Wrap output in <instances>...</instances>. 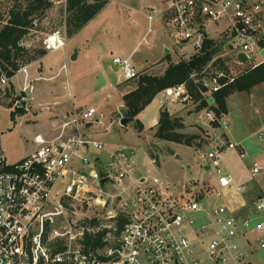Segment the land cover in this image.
<instances>
[{"label": "built area", "instance_id": "obj_1", "mask_svg": "<svg viewBox=\"0 0 264 264\" xmlns=\"http://www.w3.org/2000/svg\"><path fill=\"white\" fill-rule=\"evenodd\" d=\"M163 2L160 9L147 11V19H164L176 47H191L187 61L198 55L203 59L212 49L205 47L206 40L219 48L190 74L202 84V99L210 105H216L214 93L246 68L264 65V0ZM65 45L57 40L47 47ZM112 62L125 81L139 77L131 57L118 55ZM30 67L9 76L0 66V105L15 113L29 109ZM17 75L22 77L19 91L13 84ZM163 93L168 102L184 107L202 100L186 82ZM197 113L211 128H229L226 113L208 107ZM98 124L95 106L74 107L55 122L52 134H37L36 147L13 162L0 130V264H254L252 255L264 249V192L248 214L226 203L206 208L202 190L180 195L158 177L138 175L128 151L115 150L105 159L96 154L105 146L95 138ZM256 134L264 145V126ZM232 149L247 156L242 143L231 141L201 154L211 161L219 196L235 182L222 161L223 152ZM251 171L264 172V159L255 160ZM200 214L204 219L199 221ZM254 231L261 233L255 240Z\"/></svg>", "mask_w": 264, "mask_h": 264}, {"label": "rangeland", "instance_id": "obj_2", "mask_svg": "<svg viewBox=\"0 0 264 264\" xmlns=\"http://www.w3.org/2000/svg\"><path fill=\"white\" fill-rule=\"evenodd\" d=\"M17 1L0 0V25L10 7ZM163 4V0H118L106 10L103 9L95 22L67 47L69 51L80 47L81 54L78 58L72 59L71 55L66 57L64 51L54 55L58 67L66 64V68H62L60 76L54 81L57 90L50 92L47 88L49 83L45 84L46 87L43 82L37 83L35 87H39L40 95L31 100L25 113H16L14 118L11 107L0 105L2 146L8 160L16 161L37 145V134L49 136L53 133L55 122H59L65 115L60 112L72 110L73 106H95L101 121L95 127L99 131L95 138L105 145L103 150H96V154L105 159L115 150L128 151L136 161L135 171L138 175L158 177L180 195L187 196L202 190L205 195L202 203L206 208L226 203L231 209L248 214L252 209V201L264 192V172L253 175L251 171L255 160L264 159V145L256 134L264 126V82L249 90H236L227 98L229 128L225 130L220 127L211 128L200 120L197 103L185 107L170 103L162 92L134 120L125 125L121 123L125 115L122 111L124 90L134 89L144 74H162L163 67L170 60L168 57L164 64L155 65L148 71L141 70L138 78L125 81L124 76L111 66L112 59L118 54L125 57L121 52L122 47L124 50H131L137 46L132 62L134 63L133 59L138 62V70L139 66L150 65L160 56L169 55L166 48L171 49V60H186L191 56V52L187 51L192 50L191 47H176L161 18L155 19L150 25L145 17L144 13L149 6L158 10ZM64 8L65 0H54L46 14L35 21V27L23 40L24 45H43L53 35L66 41ZM128 13H131L135 22H130ZM90 35L87 42L86 38ZM174 49H180L179 58L175 56ZM21 80L22 77L18 75L13 78L17 91ZM68 83L71 85L70 92L64 89ZM166 108L179 109L175 112L176 124L181 125L178 130L198 134L195 145L187 146L154 135L161 110ZM136 119L143 123V131H139ZM228 141L242 143L247 156L240 157L236 149L223 152L224 167L233 175L235 182L232 186L221 189L219 196L216 193L214 168L211 161L201 154L211 145L222 146ZM152 158L158 159V162L152 163ZM199 216L196 217L197 220L204 219L202 214ZM251 235L255 240L261 233L254 231ZM252 259L254 264H264V249L254 252Z\"/></svg>", "mask_w": 264, "mask_h": 264}, {"label": "trees", "instance_id": "obj_3", "mask_svg": "<svg viewBox=\"0 0 264 264\" xmlns=\"http://www.w3.org/2000/svg\"><path fill=\"white\" fill-rule=\"evenodd\" d=\"M112 0H65L64 8V32L67 39L73 38L91 20H93ZM54 0H18L13 4L0 25V66L9 76H12L22 66L31 64L44 57L48 53L46 40L43 45L27 47L23 40L29 31L35 27V21L42 18L53 6ZM2 18V16L0 17ZM205 47H212L207 51L198 68L206 63L219 48H214L213 40H206ZM193 69L189 61L180 58L177 62H169L162 74H144L137 86L122 95L124 114L133 120L149 105L155 96L166 88L186 82L197 100L202 99L201 83L190 79ZM133 80V79H131ZM264 82V65L248 67L239 74L228 86L214 93L216 105H210L206 99H202L198 110L205 107L213 108L217 113H226L227 98L236 90H249L255 85ZM20 113H25L21 111ZM13 112V118L15 116ZM139 131L144 130L143 123L136 119ZM155 136L187 146L195 145L198 134L179 131L176 124L175 113L168 108L161 110V116L156 124Z\"/></svg>", "mask_w": 264, "mask_h": 264}, {"label": "crops", "instance_id": "obj_4", "mask_svg": "<svg viewBox=\"0 0 264 264\" xmlns=\"http://www.w3.org/2000/svg\"><path fill=\"white\" fill-rule=\"evenodd\" d=\"M116 1H118V0H112L108 5H107V7L108 6H110L112 3H115ZM106 7V8H107ZM153 6H149L147 9L149 10L150 8H152ZM106 8L104 9V10H106ZM129 8H130V6H129ZM131 9V8H130ZM147 10V11H148ZM147 11H145V13H144V15H145V17L147 18V16H146V13H147ZM129 14V19H130V22H135V19H133L132 18V16H131V13H128ZM97 17V16H96ZM96 17L93 19V20H91L78 34H76L73 38H71V39H66V45L65 46H63V47H61V46H57V47H50V48H48L49 50H48V53L44 56V57H42L41 59H39V60H37V61H34L33 63H31V67H30V73H31V77L34 79V81H33V90H32V99H34V98H37V96L38 95H40L39 94V92H40V89H39V87L37 88V87H35L36 86V84L37 83H41V82H43L44 83V85L43 86H45V84H47V83H49V85H47V88L50 90V92H53V91H55V90H57V88L55 87V80H57L58 79V76H60V71H62V68L64 67V65H66V64H63L61 67H58L57 65H56V61H55V54L57 53V52H59V51H64V53H65V56L67 57H69L70 55H71V57H72V55L74 54V51L73 50H71V51H69L68 49H67V47H69V45L71 44V43H73V41H75V39L76 38H78L85 30H87V28L91 25V24H93V22H95V19H96ZM161 21H162V24H164V25H166V23H165V20L164 19H161ZM149 22V21H148ZM150 25H151V23H149ZM167 26V25H166ZM90 38H91V35L89 36V37H87L86 38V40H87V42L90 40ZM59 39H61V40H63V38H61L60 36L58 37L57 36V40H59ZM64 41V40H63ZM165 45L167 46V44L165 43ZM136 48H137V46H135L133 49H128V50H124L125 48L124 47H122V53H124V54H122V55H125V57H131V59L133 58V56L136 54ZM77 58L80 56V54H81V49H80V47H78L77 49ZM166 50H167V48H166ZM180 50V49H179ZM179 50L177 51L176 49H174V54H175V56H177L178 58H179ZM188 52H192V50H187ZM178 52V53H177ZM167 53H169V55H167V56H160L159 58H157V59H155L154 61H152L151 62V64L150 65H147V66H139V70L138 71H141V70H146V71H148L149 69H151L153 66H155V65H158V64H164L165 63V61H167V59H168V57H169V61L167 62V65H165V67H163V71L167 68V66H168V64H169V62L171 61V62H177L179 59H175V60H171V58H170V56L171 57H173L172 56V54H170V53H172L171 52V49L170 48H168V52ZM119 55V54H118ZM120 56V55H119ZM133 61H134V65H135V67L137 68L138 67V62L136 61V60H134L133 59ZM111 63H112V61H111ZM143 65V64H142ZM163 73V72H162ZM152 74V73H151ZM160 75V74H159ZM52 83V84H51ZM14 84V83H13ZM39 85H41V84H39ZM38 85V86H39ZM54 86V87H53ZM65 86H67L68 87V89L67 88H65ZM64 86V89L67 91V92H70L71 91V85L68 83V85H65ZM46 87V86H45ZM44 87V88H45ZM130 90V89H129ZM129 90H124V92H123V94L124 93H126L127 91H129ZM163 93V92H162ZM122 94V95H123ZM164 94V93H163ZM71 96H72V92H71ZM57 102V101H56ZM80 107H82V106H80ZM73 108H74V106H73ZM169 110V112L170 113H172V114H174L177 110H179V109H168ZM71 110H64V111H62V112H60L61 114H66V113H68V112H70ZM140 114V113H139ZM36 147V145H34V147L30 150V151H32L34 148ZM29 151V152H30ZM29 152H27V153H29ZM26 153V154H27ZM25 154V155H26ZM252 188V186L250 187V189ZM241 204L243 205V202H241ZM240 206V205H239Z\"/></svg>", "mask_w": 264, "mask_h": 264}, {"label": "water", "instance_id": "obj_5", "mask_svg": "<svg viewBox=\"0 0 264 264\" xmlns=\"http://www.w3.org/2000/svg\"><path fill=\"white\" fill-rule=\"evenodd\" d=\"M46 43L48 44V45H55V43H56V41H54V40H52V39H47V41H46ZM167 52H168V49L166 50ZM77 58V50H75L74 51V54L72 55V59H76ZM201 58H202V55H198L197 57H195V58H193V59H191V61L189 62L190 63V66H191V68L192 69H195L196 68V66H197V63H198V61L199 60H201ZM239 58L241 59V60H243V61H245V56L243 55V54H240L239 55ZM111 66H112V68L115 70V71H117V68H118V66L116 65V64H114L113 62L111 63ZM212 98L211 99H209V102H212ZM123 111V110H122ZM133 119L132 118H129V117H127L126 115H124V117L122 118V120H121V123L123 124V125H125V124H127V123H129L130 121H132ZM105 180L103 179L102 180V182H104ZM88 264H93V263H88Z\"/></svg>", "mask_w": 264, "mask_h": 264}, {"label": "bare ground", "instance_id": "obj_6", "mask_svg": "<svg viewBox=\"0 0 264 264\" xmlns=\"http://www.w3.org/2000/svg\"><path fill=\"white\" fill-rule=\"evenodd\" d=\"M50 39H52V40H54V41H57V35H53V36H51ZM59 40H61V39H59Z\"/></svg>", "mask_w": 264, "mask_h": 264}]
</instances>
